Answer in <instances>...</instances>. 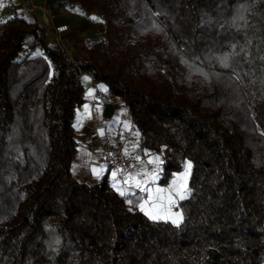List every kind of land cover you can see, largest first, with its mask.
Instances as JSON below:
<instances>
[{
    "label": "trees",
    "instance_id": "obj_1",
    "mask_svg": "<svg viewBox=\"0 0 264 264\" xmlns=\"http://www.w3.org/2000/svg\"><path fill=\"white\" fill-rule=\"evenodd\" d=\"M69 1L107 27L73 61L0 19V264H264V0ZM85 72L170 148L164 180L191 163L179 223L73 172Z\"/></svg>",
    "mask_w": 264,
    "mask_h": 264
},
{
    "label": "crops",
    "instance_id": "obj_2",
    "mask_svg": "<svg viewBox=\"0 0 264 264\" xmlns=\"http://www.w3.org/2000/svg\"><path fill=\"white\" fill-rule=\"evenodd\" d=\"M14 16L27 18L36 21L43 27L47 33V39L52 44H60L73 58H83L86 55L84 50L93 42L99 41L106 36V23L103 17L94 12L85 11L78 2L69 0H0V19H6ZM95 17L96 19H93ZM68 24V30L59 33L56 26ZM42 48L37 41L29 42L22 51L23 55L41 54ZM80 79L85 87L84 101L77 108L74 127L77 133L78 145L73 160V172L82 181L95 183L106 179L116 191L120 189L125 191L126 195L137 208L147 199V193L140 191L134 186V182L124 184V180L115 179L113 172H117L102 163L96 155L103 144L106 142L125 138L128 155L139 157L136 159L131 175L137 173H152L157 166H152L148 161L159 157L163 162L159 165L158 178L154 183H149L147 187L155 192L156 188L167 189L176 176H182L186 171V166L182 170L172 173L164 180L163 165L170 157V148L160 146L157 149H146L141 142L140 132L134 127L133 122L128 115L124 102L115 95L105 81L98 80L90 73L80 74ZM87 77L88 79H85ZM106 89V91H105ZM89 92L92 95H89ZM87 106V107H86ZM128 125L126 128L125 125ZM101 130L103 135H101ZM93 168L99 175L93 173ZM129 175V174H128ZM127 175V176H128ZM189 175L179 181L186 183V197L189 192ZM126 176V177H127ZM137 179H146L140 175ZM181 200H178L177 206L171 209V212L161 211L152 206V203L144 204V212L148 217L159 216L162 218L155 220H182L180 208ZM180 213V216H176ZM152 219V218H151Z\"/></svg>",
    "mask_w": 264,
    "mask_h": 264
},
{
    "label": "snow or ice",
    "instance_id": "obj_3",
    "mask_svg": "<svg viewBox=\"0 0 264 264\" xmlns=\"http://www.w3.org/2000/svg\"><path fill=\"white\" fill-rule=\"evenodd\" d=\"M242 18V17H241ZM93 19H96L95 17H93ZM228 61V56H225L222 58L221 63L227 67ZM85 79H88L87 77H85ZM106 91V89H105ZM89 95L91 96L92 93L89 92ZM87 107V106H86ZM125 127L127 128L128 125L126 124ZM101 135H103V131L101 130ZM125 155H128V151L125 148L124 150ZM135 159H139V157H135ZM149 164H155L157 167L156 169L153 170L152 173H137L135 176L129 174L125 179H124V184H129L130 181L134 182V186L138 189H140V191L142 192H146L147 193V199L144 201V204H148V203H152V206L155 208H159L161 211H167V212H171V209L175 206H177V202L178 200H184L186 199V189H187V185L186 183L181 184L179 183V181L183 178V176L187 175V170H189L191 168V163L189 162L186 165V171L184 174H182V176H176L173 180L171 185L169 186V188L167 189H161V188H156L155 192H153V190L149 187H147V185L151 182L154 183L156 181V179L158 178V171H159V165L161 163H163L159 157H155L154 159H150L148 161ZM93 173L96 175H99V173L97 172V170L95 168H93ZM143 175L146 177V179L140 180L137 179L138 176ZM113 178L115 179V177L117 176V172H113L112 173ZM113 187L116 188V185L113 184ZM117 191L119 192V194L121 196L126 195L125 191H121L120 189H117ZM129 203H132L131 200L128 201ZM144 204L140 205L141 211H144ZM148 214V213H146ZM176 216H180V213H176ZM150 218L152 219H159L162 217L159 216H150ZM177 221L173 220V223H176Z\"/></svg>",
    "mask_w": 264,
    "mask_h": 264
},
{
    "label": "built area",
    "instance_id": "obj_4",
    "mask_svg": "<svg viewBox=\"0 0 264 264\" xmlns=\"http://www.w3.org/2000/svg\"><path fill=\"white\" fill-rule=\"evenodd\" d=\"M69 25L63 24L60 26H56V30L61 33L68 30ZM73 57L70 56V61H73ZM126 141L125 138H118L117 140L106 142L103 146L97 150L96 155L97 158L117 171L118 179L124 180L128 174L134 168L136 159L134 156L125 155ZM152 166H156L152 164Z\"/></svg>",
    "mask_w": 264,
    "mask_h": 264
}]
</instances>
